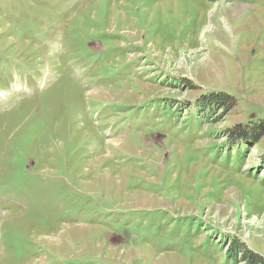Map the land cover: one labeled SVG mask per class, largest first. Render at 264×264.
<instances>
[{"label":"rangeland","instance_id":"374dc122","mask_svg":"<svg viewBox=\"0 0 264 264\" xmlns=\"http://www.w3.org/2000/svg\"><path fill=\"white\" fill-rule=\"evenodd\" d=\"M262 119L264 0H0V264L264 257Z\"/></svg>","mask_w":264,"mask_h":264},{"label":"trees","instance_id":"16d2710c","mask_svg":"<svg viewBox=\"0 0 264 264\" xmlns=\"http://www.w3.org/2000/svg\"><path fill=\"white\" fill-rule=\"evenodd\" d=\"M257 127L256 129H261L264 130V119L260 120L259 122H256L255 124ZM253 125V126H255ZM260 130V131H261ZM264 158V155H263ZM242 254H243V260L247 261L248 264H264V257L256 254L255 252H253L252 250H247L246 248L242 250Z\"/></svg>","mask_w":264,"mask_h":264},{"label":"bare ground","instance_id":"6f19581e","mask_svg":"<svg viewBox=\"0 0 264 264\" xmlns=\"http://www.w3.org/2000/svg\"><path fill=\"white\" fill-rule=\"evenodd\" d=\"M231 199H233V196H231Z\"/></svg>","mask_w":264,"mask_h":264}]
</instances>
